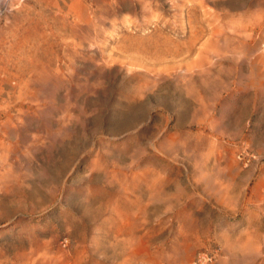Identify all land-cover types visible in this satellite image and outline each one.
Instances as JSON below:
<instances>
[{"label":"rangeland","instance_id":"obj_1","mask_svg":"<svg viewBox=\"0 0 264 264\" xmlns=\"http://www.w3.org/2000/svg\"><path fill=\"white\" fill-rule=\"evenodd\" d=\"M0 264H264V0H0Z\"/></svg>","mask_w":264,"mask_h":264},{"label":"built area","instance_id":"obj_2","mask_svg":"<svg viewBox=\"0 0 264 264\" xmlns=\"http://www.w3.org/2000/svg\"><path fill=\"white\" fill-rule=\"evenodd\" d=\"M239 158H240V156H239Z\"/></svg>","mask_w":264,"mask_h":264}]
</instances>
